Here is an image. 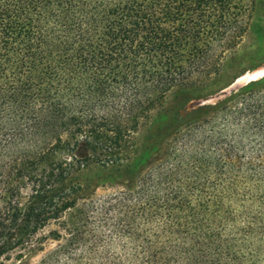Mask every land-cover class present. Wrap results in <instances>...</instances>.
<instances>
[{
	"label": "trees",
	"instance_id": "1",
	"mask_svg": "<svg viewBox=\"0 0 264 264\" xmlns=\"http://www.w3.org/2000/svg\"><path fill=\"white\" fill-rule=\"evenodd\" d=\"M246 19L245 0H0V260L56 223L69 237L40 264H264V199L237 194L232 152L138 166L179 119V101L215 93L217 78L190 79L218 73ZM257 84L246 92L262 93ZM156 109L144 152L113 166L137 182L116 196L118 246L108 258L95 251L96 237L87 243L76 210L88 198L83 163L111 167L113 148ZM224 117L225 128L243 122Z\"/></svg>",
	"mask_w": 264,
	"mask_h": 264
},
{
	"label": "rangeland",
	"instance_id": "2",
	"mask_svg": "<svg viewBox=\"0 0 264 264\" xmlns=\"http://www.w3.org/2000/svg\"><path fill=\"white\" fill-rule=\"evenodd\" d=\"M245 2L247 5L246 31L239 45L227 52L218 73L211 71L208 75L193 76L190 79L191 83L201 85L217 78L219 83L210 89L215 93L187 103L179 101L177 103L180 107L179 119L172 126L168 127L165 124L167 128L164 126L165 131L161 135L163 138L161 137V142L157 144L154 154L143 158L138 166L154 169V167L171 163L175 159L186 163L189 156L194 157L204 150L205 158L214 155L213 153L217 150L222 149V153L228 150L234 155V164L240 169L237 174L240 190L237 194L249 193L251 196L264 199V126H262L263 121L258 119L261 118L262 113L264 114V91L256 95L246 92L253 82H259V84L252 89L264 86V0H245ZM260 72L262 75L254 81L233 84L234 79L239 76ZM218 87L222 89L219 90ZM230 97L233 101L226 104L225 111H220L218 114L212 113L213 115L206 114V107L216 106ZM174 99L173 94L169 95L163 106H170ZM257 105L260 107L259 111L255 109ZM157 110L150 119L142 121L143 126L141 125L136 132L126 136V142L120 150L113 148V157L109 158V161L113 162V165L110 164L111 167L104 170L100 165L90 166L89 164L93 163H83L85 165L81 172L80 183L84 186V193L88 198L86 201H81L76 210L82 216L88 238H86L87 243L92 245L91 241L96 237L95 251L108 258H113V246L115 249L118 246V239L113 237L114 220L120 218L113 212V206L117 202L116 196L122 191H128L127 187H133L137 182V176L115 172L113 166L129 156L133 158L136 149H139L141 154L144 152V146L148 145V142H143L142 138L149 124L154 120ZM225 114L228 118L240 116L243 122L238 120L225 128L227 121ZM247 118L251 122L246 127L244 125ZM200 119H202L200 122H196ZM165 151H168L166 158L160 159L159 156ZM85 154L83 149L78 151V156ZM101 160L103 161L104 158ZM146 173L144 177H147ZM245 177H248L247 182L244 180ZM219 193L222 192L219 191ZM67 217L68 215L60 222H64ZM54 229L60 232V238L57 240L50 239L48 236ZM69 233L58 228L56 223L49 224L34 237L30 249L19 255V252H14L6 259H1L0 264H40L43 259L49 257L66 242ZM86 258L88 257L83 259L84 262L88 260Z\"/></svg>",
	"mask_w": 264,
	"mask_h": 264
},
{
	"label": "bare ground",
	"instance_id": "3",
	"mask_svg": "<svg viewBox=\"0 0 264 264\" xmlns=\"http://www.w3.org/2000/svg\"><path fill=\"white\" fill-rule=\"evenodd\" d=\"M262 75V73H256V74H247L245 76H242L240 78H237L233 84H238V83H248V82H251V81H254V79L256 78H259L260 76Z\"/></svg>",
	"mask_w": 264,
	"mask_h": 264
},
{
	"label": "water",
	"instance_id": "4",
	"mask_svg": "<svg viewBox=\"0 0 264 264\" xmlns=\"http://www.w3.org/2000/svg\"><path fill=\"white\" fill-rule=\"evenodd\" d=\"M239 77H240V76H239ZM239 77H238V78H239ZM236 79H237V78H236ZM236 79H234V81H235ZM234 81H233V82H234Z\"/></svg>",
	"mask_w": 264,
	"mask_h": 264
}]
</instances>
